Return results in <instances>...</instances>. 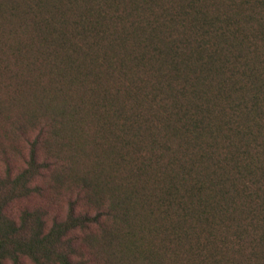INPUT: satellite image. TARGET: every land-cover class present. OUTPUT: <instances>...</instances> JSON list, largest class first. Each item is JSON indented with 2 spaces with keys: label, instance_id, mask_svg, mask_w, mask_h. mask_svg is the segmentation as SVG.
Here are the masks:
<instances>
[{
  "label": "trees",
  "instance_id": "trees-1",
  "mask_svg": "<svg viewBox=\"0 0 264 264\" xmlns=\"http://www.w3.org/2000/svg\"><path fill=\"white\" fill-rule=\"evenodd\" d=\"M4 131L0 264H264V0H0Z\"/></svg>",
  "mask_w": 264,
  "mask_h": 264
},
{
  "label": "rangeland",
  "instance_id": "rangeland-1",
  "mask_svg": "<svg viewBox=\"0 0 264 264\" xmlns=\"http://www.w3.org/2000/svg\"><path fill=\"white\" fill-rule=\"evenodd\" d=\"M33 107L36 106L35 104L32 105ZM40 106V103H39ZM39 106L37 107L39 110ZM18 109H13V111H18ZM18 114V113H17ZM15 112L14 115V121L19 120L18 115ZM22 129L16 132H13L12 134L14 136H10L13 144L18 147L20 150V153H14L10 156V161L13 164V167L16 170H21L24 167V161L27 157V137L32 136L34 130L30 129L28 126L25 125L21 126ZM90 129H96V123H92L90 125ZM4 132H0V134H4ZM96 161L99 162L100 167L95 169L93 174L98 175V171L101 173V178H103L105 181L111 180L112 177L115 175V172L110 167V161L108 160L107 156L105 155L104 151L100 148L95 146L94 149H92L88 155V159L86 158L82 164L83 169L87 171H93ZM85 167V168H84ZM5 170L4 164L0 161V173H2ZM53 173H58V171H55ZM63 177V183H61L64 187L62 189L58 188L55 184H51V188L48 189V196L45 198L36 197L34 199H31L30 202H20L18 204L19 206H25L28 205H36V206H43L49 209V212L51 216H64L67 211L69 210L72 203L76 202L78 199V196L81 194V196H84L85 188L86 186L82 183L74 182L73 179L68 178V172H61L60 176ZM80 176H83L82 172L80 173ZM52 201L50 206H48V202ZM95 203V202H94ZM100 204H106L105 197H102V200L98 202ZM78 207L81 210H87L92 213H95L97 211V206L95 204L89 203L86 199H79L77 202ZM149 242L154 244V239L151 237H148ZM158 241H155L157 243ZM10 264V263H7ZM22 264H31L29 261H23Z\"/></svg>",
  "mask_w": 264,
  "mask_h": 264
}]
</instances>
